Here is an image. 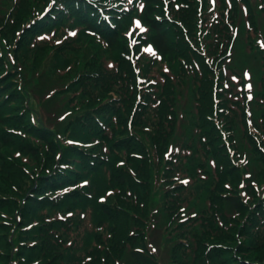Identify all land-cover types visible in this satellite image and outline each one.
<instances>
[{"label": "rangeland", "instance_id": "rangeland-1", "mask_svg": "<svg viewBox=\"0 0 264 264\" xmlns=\"http://www.w3.org/2000/svg\"><path fill=\"white\" fill-rule=\"evenodd\" d=\"M4 1L0 0V63L2 66V69L0 68V75L3 73L0 76V82L3 83L2 80H8L12 86L9 83L6 84L7 82L0 86V99L3 95H10L7 94L8 90L15 93L18 92L21 97L17 100V103L11 106H18L21 120L19 128L14 125L16 124L15 119L8 121L6 126L0 125V143L5 148L9 145H15L13 150L4 148L1 156L8 157L12 161L10 164L15 169H25L29 173L35 172L36 170L33 168L36 159L29 154H24L26 153L24 146L31 145L36 147L40 153L42 152L40 163H45L46 158L52 156L53 163H58L57 167H60L62 165V162H59L60 152L56 151L54 154H51L49 151L52 147L56 148V144L58 143L56 136L52 132L53 130L58 135L59 142L65 147L63 149L68 154V159L66 158L64 162L67 161V164L72 165V171H75L68 173L69 184L67 183L65 187L61 186V188L50 191L43 190L41 192H44L47 197L44 206L45 211L51 210L54 214L47 221L56 222L60 226V229L54 233L57 234V238L60 237L63 251L56 258L36 259L31 264H68V260L73 257L65 249H67L66 247H71L74 241L82 240L85 224H87L86 228L89 232L93 235L97 234L100 238L106 237L110 233L111 228L109 222L106 220L105 212L112 211L113 208L118 213L121 214V211H123L129 216L125 219L128 225V239L131 234L133 237L141 233L148 237V239L145 237V243L147 241L150 244L149 248L151 250V240L155 241L158 246V256L150 257L149 263L146 264H153L156 259L160 264H172L169 263L168 257L170 256L171 246H175L176 243L174 241L170 242L169 238H166L164 234L179 235L180 229L184 227L178 223L179 217L178 219L176 218L181 208L196 210L199 214H206L209 211L215 214L216 209L222 208L221 206H224L223 201L230 195H237V199L244 205H256L253 209H256L259 204L264 203V166L256 161L260 154L264 156V131L260 132L262 141L252 145V149L248 143L241 140L243 135L237 123V118L240 117L238 102H231L229 105L231 119L228 123L232 122L233 127L236 128L235 138L238 141L239 156H236L231 148L222 146L223 148L218 151L220 154L218 156L221 158L219 163L216 157H214L215 152L207 155L213 158L205 159L204 152L211 151L208 142L205 140L199 143L189 135L184 126L188 116L185 113L189 109L193 110L191 108L193 101L191 100L195 99V97H189L188 91H191V89H186V87L190 86L189 78L184 76L183 84L185 87H182V84L178 83L176 76L177 63L164 60L154 61L153 54L151 53L148 55V61L139 65L140 77L138 84L134 76L132 77L134 79L133 87L132 83L128 82L126 84L115 83V78L119 74L108 54L104 52V46L101 43V45L97 44L99 43L98 41L95 43L94 40L96 38L89 35L86 29L83 32L80 29L81 22L76 19V15L85 16L86 19H90L98 25L100 17L92 10L91 5H88L89 3L86 4L79 0H58L56 7L59 6V9H55L57 11L54 10L46 18L33 22L34 24L30 29L31 35L29 36V40L26 41V46L31 50H38L47 55L48 61L44 64L45 69L49 68L52 62L50 58L56 55L61 57L62 67L57 68L58 74L54 76L43 72L42 80L37 79L39 73L37 71V76L34 75L35 78H32L33 71L29 73L25 71L28 69H21L20 63L16 60L15 51L18 48V44L20 46V41L24 35V30L26 29L24 25L34 16L41 13L47 2L45 0H29L30 18L23 11L20 16V21H23L18 28H15L6 21L8 7L12 10L11 13H15L16 11L10 6L12 0H7L8 6H5ZM143 1L148 3V0ZM157 1L159 2L158 5H160L166 0ZM178 1L179 5H184L186 2L185 0ZM199 1V5H197V0H192V4H187L183 10L174 11L177 12L179 20L187 18V21L183 24L185 29L194 27L191 26L194 21L193 14L198 12V8L204 7L202 3H205L207 0ZM256 1L259 5L264 3V0ZM68 4L74 7L72 12ZM163 6L165 5L163 4ZM62 7L67 11L65 19L63 18L64 10H61ZM205 9H208L207 5H205ZM209 10L212 11L216 20L225 21V9L222 10L217 5ZM254 12L256 29L260 33L259 38L264 41V18L260 16V14L264 15V13L261 11L257 12L256 10ZM242 18L243 14L240 12L237 22L238 40L232 49L234 58L231 63L233 68L240 72L241 75H237V77L229 75L227 77L228 88L223 95V101L227 100L228 95L231 96V90L242 93L246 88L248 95H250L249 85H240L243 78L242 67L250 77L254 71L255 76L264 78V57L260 59V53L257 50H252V54L249 52L248 54H243L244 60L241 58V47L239 46L240 41L243 40V36L240 33V28L244 27ZM157 22L162 24L160 20H157ZM164 26L168 27L166 24ZM195 31L197 29L192 28L191 32ZM206 35L204 33L200 41L196 42L194 40V49L197 48L199 43L203 42V37ZM126 36L127 34L122 37ZM227 41H233V29L229 27ZM188 45V58L182 60L176 59V61L178 60V64L184 62L188 67L187 70H189V66L197 64V58L194 57L189 42ZM83 47L92 49L88 51V56L93 54V57L89 58L86 62L81 61L75 53V50L78 49L80 56L83 57L81 52H87ZM91 62H95L91 64L92 67L89 65ZM203 63L207 65L204 59ZM13 68L21 69V80L18 79ZM160 71L164 73L161 77L157 74ZM183 71L184 73L186 72L185 69ZM23 77L25 82L23 81ZM256 83L257 80H253V84ZM167 86L171 89L172 94L165 100L164 97H160L161 93L164 94ZM174 90L176 93L173 95ZM256 91L258 92L259 88ZM84 93L90 96L93 93L107 95L108 101L106 103L97 104L93 108L94 113L101 110V108L105 112L100 115L93 112L85 114L82 107L90 101H83L82 95ZM236 98L237 95L235 96ZM163 101L166 102L165 106L162 105ZM239 104L244 103L241 100ZM125 106L130 107L132 115V122L129 123L130 133L135 134V141L141 146V149L137 150L130 147V149L121 148L118 151L113 149V152H110L108 144L115 141L121 135L118 132L117 117L113 116V114L119 107L122 110L126 109L127 107ZM13 109L16 110L17 108ZM263 109L264 87H262L260 93L253 96L245 112L251 122V126L247 127L248 132L258 126V115ZM157 110L161 111L153 117L155 122L162 120V111H167L164 117L163 128L159 132L167 136L170 144L167 151L162 150L159 166L155 164V168L150 161L152 150H154V147L159 150V146L157 144H150L148 134L152 133V127L145 120L136 123L133 117L137 113L142 114V116L153 115ZM6 112L5 108L0 109V117L5 115ZM219 113L220 111L217 114ZM183 114L184 117L181 118ZM171 115H173L175 123H171ZM193 118L196 119V116ZM195 122L197 121L195 120ZM41 123H44L47 128L42 127ZM217 123H219V120H217ZM41 128L47 130L46 136L40 134ZM74 128L77 129L74 130ZM225 129H228V127H225ZM73 130L75 137H72ZM76 134H78L77 137ZM173 136L175 138H172ZM103 137L105 139L102 140ZM229 138L230 134L224 136L222 140L216 143V147L229 143ZM121 141L124 140H120L117 143ZM200 145L203 147L202 149L197 148ZM180 146H182V149H179ZM191 146L194 149L193 155L189 149ZM241 149L248 153L246 162L241 161ZM179 151L186 154L184 159L188 168L186 169V173H181L173 165L165 163L168 161H165L167 158H174V163H176L181 156ZM115 154L119 156L117 161L115 157L113 158ZM72 159L76 160V162ZM132 161H147V173L145 177L131 166ZM221 161L225 163L221 164ZM50 162L51 158L49 157L47 163ZM77 165H80L78 166L79 169L75 170ZM112 166L115 171L112 170ZM170 166L172 168L166 169ZM121 168H125L128 172L127 175L135 182V189L128 182L120 184L114 176L113 172L115 173L116 170H121ZM225 169L228 172L235 170L236 174L240 175V179L238 181H231L228 179V175L222 181L216 178V173ZM194 174H196V177L193 176ZM178 175H182L183 177L180 182L178 181L180 179ZM91 179L95 180L93 184ZM2 183L5 184V182ZM34 183L41 185V179L37 177ZM172 184L173 186H171ZM0 187H2V184ZM145 187L146 190L144 189ZM201 189L205 193H208V200H213L212 207H206L208 202L206 194L200 199L195 198V191L202 193ZM167 190H172V193H168ZM142 192L145 193V197L143 201H139L137 193L141 194ZM8 195H11L10 191ZM73 196L78 198L74 200ZM69 199L70 201L68 202L67 200ZM122 199L135 202L140 206L141 212L137 214V218L133 214L123 210L122 206L118 203ZM214 199L219 203L218 205L214 202ZM165 205H167V209L175 213L170 222H168L170 215L162 208ZM203 209L204 212H201ZM94 215L98 216L97 221L100 226L92 224L91 217ZM136 219L140 220V222H137ZM260 221L264 223V215ZM154 227H158L161 230H157ZM166 227L167 229L165 230ZM201 238H199L200 241ZM211 243L207 241L206 246ZM52 244L56 245L54 242ZM92 246L99 248L101 251L100 264H125L129 262L126 250L117 249L112 251L109 249L107 256H103L106 249H103L101 244L92 242ZM93 247L89 245L88 250L92 251ZM126 249H129L128 244L126 245ZM209 250L210 248H208L207 252ZM85 254L80 255L81 260L86 259L89 261V255Z\"/></svg>", "mask_w": 264, "mask_h": 264}, {"label": "trees", "instance_id": "trees-1", "mask_svg": "<svg viewBox=\"0 0 264 264\" xmlns=\"http://www.w3.org/2000/svg\"><path fill=\"white\" fill-rule=\"evenodd\" d=\"M45 1L47 2V0ZM218 1L219 8L224 10L226 8L225 0ZM4 2L5 6H8L7 0ZM82 2H85L86 4L89 3L88 5H91L90 7L97 15V10L92 7L96 5L95 2L106 4L107 6H111L113 4L111 1L107 2V0H91L88 3L86 1ZM158 3L159 2L157 0H148V3L145 1V5L143 6L140 14L141 20H143L144 23L150 28L147 37L149 40H151L155 48L163 57H165L170 62L177 63L178 69L176 70V76L178 83L182 84V87H185L183 84L184 76L189 78L190 86L186 87V89H191V91H188L189 97H195V99L191 100L193 101L191 108L194 110L190 111L198 118L196 121L198 122L200 128L199 137H206V141L211 147V151L206 153L215 152L214 157H216V160L219 163L221 158L218 156L220 155L218 151L223 147H216V143L219 142V139H215V137L218 134L220 135L224 130L226 131L227 135H231L229 139L233 142H236V128L233 127L232 123L227 122L224 117L225 114L224 116L223 113L217 114L221 108L226 110L230 109L229 103L232 101H229L227 98V100L223 101V103H221L215 110V102L213 100L212 91L213 84H215L216 78L218 79V75L216 74V70L213 66L205 65L203 63L204 58L202 55L197 59L196 65L189 66V70H187L188 67L184 62L178 64V60L176 61L177 58L179 60L188 58L187 53L189 52V45L184 39H182L179 29L174 27L172 24L165 22L162 3L160 5H158ZM230 3L231 10L227 13L229 23L225 24L223 20L217 21L216 23H211V25L208 23L201 31V37L204 33L207 34L205 37H203V42L201 45H204L205 53L208 56L214 58V63L217 67H219L218 62L223 58L224 55L223 47L227 46L226 40L228 26L233 25L236 19L237 0H230ZM28 5L29 0H12L10 6L16 11L15 13H11L12 10L8 7V16L6 17L7 23L13 25L15 28H18L23 21H20V16L23 11L30 18ZM68 5L72 12L74 9L73 5ZM171 11L172 13L174 12L172 9ZM155 16H158V18L163 21L162 24L157 22ZM63 18L65 19L66 17L63 16ZM76 19L81 22L83 32L86 28L99 32L105 42V44H102V46H104V52L108 54L109 58L119 61L120 69L117 71L119 75L116 76L115 83L119 82L121 84H126L128 82L132 83L133 87L134 79H132L129 64L122 55V52H127V48L125 38L120 35V27L118 26L116 30H111L104 23L97 25L92 20L86 19L85 16L76 15ZM126 21H129L128 16L123 17L121 20V22ZM164 24L168 25V27H165ZM30 35L31 30L25 29L24 35L20 41V46L18 44V48L15 51L16 60L20 63L21 69L25 70L26 68L28 70L25 71H28L29 73L30 71H33L32 78H35L34 75L37 76L36 73L38 71L39 73L37 79L41 80L43 72L51 76L58 74L57 68L62 67L61 57L59 55L51 57L50 59H52V62L50 66L49 68L45 69L44 64L48 61L47 55L41 53L38 50H31L26 46V41L29 40ZM94 42L97 43L96 40H94ZM83 48H85L84 50L87 51L81 52L83 57L80 56V51L78 49L75 50V53L77 57L81 59V61L86 62L89 58L93 57V54L88 56V51H91L92 49L88 47ZM92 63L95 62H91L89 64L90 67H92ZM95 67L97 68L96 64ZM0 68L2 69L1 63ZM13 69L17 74L18 79L21 80V69ZM183 69L186 70L185 73ZM219 76L222 78L220 72ZM2 81L3 83L7 82L6 84L9 83L11 85V82L8 80ZM23 81L25 82L24 77ZM3 83L0 82V86H2ZM219 88H221V85H219ZM109 89H111V87H109ZM134 93H136V91H134ZM175 93L176 91L174 90L173 95ZM180 93L182 92L180 91ZM7 94L10 95H3V97L0 99V109L5 108V111H7L5 115H2L3 118L0 117V125L6 126L8 121L15 119L16 124L14 125L19 128L21 117L19 116L18 106L12 107L11 105L17 103V100L21 96H19L18 92L15 93L11 90H8ZM171 94L172 91L167 86L164 94L161 93L160 98L164 97L166 100L169 96H171ZM223 95L224 93H218V98L224 100ZM82 99L84 102L90 101L82 107L85 114H89L91 112L94 113L93 108L95 105L104 104L108 101L107 95H97L96 93H93L92 96L84 93L82 95ZM165 103L166 102L163 101L162 105L165 106ZM237 105L239 106V103ZM125 107L127 108L123 110L119 107L118 110L113 114V116L117 117L118 132L121 133V135L115 139V141H112L108 144L110 152H113V149L118 151L121 148L130 149V147L136 148L137 150L141 149V146L135 141V134L130 133V128L127 127V119L131 110L129 106ZM13 108L17 109L15 110ZM159 111L161 110H157L153 113V115L150 114L147 116H142V114L137 113L133 118L136 123L145 120V122H147L149 126L152 127V133L148 134V137L150 138V144H157L159 146V150L156 149V147H154V149H156L158 154H161L162 150L165 149L167 136H164V133L159 132V130L163 128L164 117L167 114V111H162V120L155 122L153 117L158 115ZM103 112H105V110L101 108V110L95 112L94 114L100 115ZM216 120L220 121L219 124H216ZM173 122L174 121L171 123ZM40 125L42 127H46L44 123H41ZM190 125L194 126L195 122H192ZM225 127H228V129H225ZM77 128H74V130ZM239 129H241L240 126ZM74 130L72 137H75ZM39 132L43 136H46L47 134V130L43 128H41ZM52 132L56 136L58 143L56 144V148L52 147L49 151L51 154H54L56 151L60 152L59 162L66 164L67 161L64 162V160L66 158L68 159V154L65 149H63L65 147H63L59 142L58 135L53 130ZM77 136L78 134H76V137ZM82 138L84 137L82 136ZM103 139H105V137H103L102 140ZM120 140L124 141L117 143ZM14 146L15 145H9L6 148L13 150ZM4 148V145L0 143V185L2 184V187H0V264H31V262L36 259H43L47 257L56 258L57 255L63 251L61 239L60 237L57 238V234L54 233L60 229V226L56 222L47 221L51 219L54 214L51 210L45 211L46 209L44 206L47 197L44 192H41L43 190L50 191L61 188V186L65 187L69 181L68 173H73L75 171H72L73 168L62 170L60 167H57L58 163H53L52 156H49L51 158L50 163H47V159L49 157L46 158L45 163H40V156L42 152L40 153L36 147L31 145L24 146V150L26 152L24 154H29L34 159H36V163L33 168L36 171L29 173L25 169H15L10 164L12 161L9 160L8 157L1 156V154H3ZM114 157L116 161L119 159V156L116 154L113 156V158ZM72 160L76 162V160ZM256 161L260 165L264 166L263 155L260 154ZM132 162L133 163H131V166L139 174L145 177L147 173V161ZM224 163V161H221V164ZM80 165H77L75 170L79 169L78 166ZM113 166L112 170L115 171ZM113 174L118 179L120 184L128 182L132 185V188L135 189V182L127 175L128 172L125 168L116 170V172H113ZM226 175L229 176L228 179L231 181H237L239 178V175L236 174L235 170H231L229 172L227 169L221 170V172L218 171V179H221V181L225 179ZM37 177L41 179V185H36V183H34ZM94 181V179H91L92 184ZM2 182H5V184ZM144 189L146 190V187ZM9 191L11 192L10 196L8 195ZM201 191L202 193L195 191V198L200 199L206 194L208 201L206 207H212L213 200H208V193H205L202 189ZM137 195L139 201H143L145 193H137ZM73 198L76 200L78 197L73 196ZM67 201L69 202L70 199ZM214 202L217 205L219 204L215 199ZM118 203L122 206L124 211L133 214V216L136 218L138 217L137 214L141 212L140 206L135 202H129L122 199L119 200ZM223 203L224 206H221L222 208L216 209L215 214L211 213L210 211L206 214H199L196 211L194 218L187 219L185 222H183L184 224L178 222L184 227L180 229L178 233L179 235L172 238V241L177 239V242L175 246H172L171 248L170 263L264 264V223L260 221L264 215V203L259 204L256 209H253L256 205H244L241 203V201H239V199H237V195L227 196ZM201 212H204V209L201 210ZM174 214V212H171V216H174ZM105 217L111 228L110 233L106 237L100 238L97 234L93 235L91 232H89L86 228L87 224H85L82 240L77 242L74 241L71 247H66L67 249H65L68 254L73 257L72 259L68 260V264H100L101 251L99 248H94L92 246V242H97L101 244L103 249H106L103 256H107L109 249L112 251L121 249L127 251L126 253L129 258V262L125 264L149 263L148 260L150 257L143 248V245L145 244L144 235L139 233L133 237L132 234L129 235V239L127 237L128 225L125 219L129 216L123 211H121L120 214L115 208H113L112 211L109 210L105 212ZM97 219V215L92 216V224L95 226H100ZM136 221L140 222L138 219H136ZM200 237H202L201 241L199 239ZM207 241L212 242V247H210L211 244L206 246ZM52 242L56 243V245L52 244ZM127 244L129 245L128 250L126 249ZM89 245L93 247L92 251L88 250ZM208 248H210V250L207 252ZM137 249H141V252L137 251ZM85 253L89 255V261L86 259L81 260L80 255ZM153 264L156 263L154 262Z\"/></svg>", "mask_w": 264, "mask_h": 264}]
</instances>
